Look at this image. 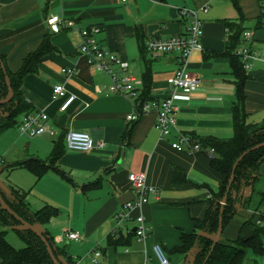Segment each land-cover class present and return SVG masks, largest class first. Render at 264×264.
Wrapping results in <instances>:
<instances>
[{"label":"crops","instance_id":"0c3cea01","mask_svg":"<svg viewBox=\"0 0 264 264\" xmlns=\"http://www.w3.org/2000/svg\"><path fill=\"white\" fill-rule=\"evenodd\" d=\"M183 8L195 10L201 20V49L192 51L185 67L198 74L202 83L191 93L172 92L178 107L176 124L167 135L160 136L155 111L127 118L139 112L135 97L108 92L106 73L90 65L78 51V29L98 26L96 38L107 54L127 61L128 72L136 77H142L149 63L151 96L161 99L171 93L167 78L177 69V54L147 57L140 46L142 40L183 33L188 23L180 14ZM50 15L71 19L75 27L60 24L59 31L52 32L46 24ZM228 21L252 32L249 39L240 35L242 42L235 53L245 47L257 54L249 59L250 68L245 70L244 109L248 123H261L264 10L258 0H128L124 5L116 0H0V54L10 71H17L44 39L54 48L41 57L35 73L23 77L20 91L34 111L47 114L55 134L30 136L24 146L29 152L16 156L11 165L27 172L38 209L47 204L57 209V214L39 227L49 232L56 246L68 250L75 264H159L152 253L154 243L162 245L172 264H188L192 254L173 248L181 244L182 233L193 232L195 222L204 218L209 197L218 191L223 175L211 167L212 157L206 149L190 154L173 148L172 143L182 135L194 141L232 136L236 94L231 54L226 52L231 34L225 23ZM56 83L76 97L66 111L59 109L61 99L52 98ZM128 129L131 132L126 142L123 134ZM68 130L88 132L103 145L89 151L69 150L65 144ZM55 146L59 155L50 162ZM29 158L52 167L36 177L19 165ZM130 172L144 173L146 185L156 188L158 197L151 196L140 208L131 209V220L124 223L133 230L134 219L142 215L147 234L132 235L112 245L113 215L135 198L127 180ZM259 173L249 192L248 206L240 207L226 223L221 242L250 236L256 227H264V161ZM2 190L8 192L9 187ZM27 203L31 209V202ZM59 230L64 231L65 245H61ZM70 231L79 238L67 239ZM261 241L263 250H249L243 264H264V236Z\"/></svg>","mask_w":264,"mask_h":264},{"label":"trees","instance_id":"16d2710c","mask_svg":"<svg viewBox=\"0 0 264 264\" xmlns=\"http://www.w3.org/2000/svg\"><path fill=\"white\" fill-rule=\"evenodd\" d=\"M231 34L228 38L227 53L231 54L232 72L235 77L236 100L232 106V129L230 138L219 139L205 137L195 141L200 145L201 150L213 148L214 156L211 158V167L223 175V180L217 192L209 197V206L205 216L195 222V229L191 233H182L181 244L173 248V251L184 254L191 253L187 258L188 264H243L244 258L249 250L261 251L263 245L261 237L264 236V227L258 226L250 236H238L233 240L221 242L220 238L213 250L208 255L213 237L219 226V216L222 217V231L224 226L240 207H247L250 194L254 184L259 178V168L264 161V146L251 150L243 156L234 171V179L227 193L226 202L221 204L226 192L228 179L232 171V166L236 159L247 149L264 142V120L261 123H248L247 114L244 109V84L246 80L245 69L240 57L235 53V48L242 42L240 35L244 32L241 28L231 22H225ZM137 36L141 38V33L137 30ZM141 52L149 57L146 48V40L141 43ZM53 46L48 39H44L39 47L29 53L22 61L21 67L15 71H10L6 66L4 56L0 54V99L8 94L5 76H8L10 87L13 91L12 98L0 105V133L6 129L19 124V119L27 114L36 113L33 107L25 100L20 86L23 77L29 73H35L41 57L51 50ZM151 59V58H149ZM142 86L138 95L134 99L137 111H141L143 104L153 99L151 96V72L149 63L141 77ZM22 119V118H21ZM131 129L123 134V139L127 142ZM59 155L57 146L54 147L50 162ZM19 165L26 167L39 177L46 169L52 167L51 164L36 158H29ZM245 191V192H244ZM27 192L15 186H9V191L5 192L0 188V197L20 218L36 227L41 235L50 245L53 255L60 264H75L67 254L65 248L55 245L52 236L45 229L39 226L47 224L50 218L57 214V209L51 205H44L40 209L31 210L26 201ZM222 212L220 213V209ZM12 230L23 242L20 248L14 247L7 240V232ZM222 233V232H221ZM135 235L132 229L125 231L119 229L115 234H110V243L117 245L128 237ZM0 264H54L50 258L45 243L32 230L26 228L7 211L0 207Z\"/></svg>","mask_w":264,"mask_h":264},{"label":"built area","instance_id":"2783aa9c","mask_svg":"<svg viewBox=\"0 0 264 264\" xmlns=\"http://www.w3.org/2000/svg\"><path fill=\"white\" fill-rule=\"evenodd\" d=\"M116 1L124 5L128 0ZM258 1L262 10H264V0ZM180 14L188 20L183 33L168 38H151L146 41L147 51L152 57L168 53L177 54V69L167 78L168 89L171 93L161 99L153 98L143 104L140 112L127 116L128 119H136L146 112L155 111L156 127L160 132V136L167 135L171 127H174L176 124L178 107L173 101L172 92L181 90L185 93H191L196 91L202 83V78L198 74L188 71L185 67L186 61L192 51L201 49V20L197 12L192 9H180ZM46 24L52 32H58L60 24L67 27H75L73 20L65 19L59 15L48 16ZM78 31L81 37L78 51L87 58L90 65L106 73L109 78V83L106 87L108 92L128 94L136 97L142 86L141 78L128 72L129 64L127 61L107 54L96 38V35L100 32V28L92 25L78 29ZM243 36L249 39L252 37V32L244 31ZM236 54L240 57L245 70L250 68L249 59L257 56L256 52L245 47L236 49ZM262 56H264V52ZM65 72H69V70ZM52 98L61 99L59 109L60 111H66L76 97L74 94L68 93L63 85L56 83L52 86ZM47 120L48 116L44 112L30 113L22 117L18 127L22 133H26L29 136L48 135L52 137L55 134V129L48 125ZM65 144L69 150L89 151L94 147H101L103 142L95 140L88 132L68 130L65 133ZM172 147L177 150L187 151L190 154H195L201 150L198 143L185 135H182L179 141L172 143ZM206 152L210 157L214 156L213 148H207ZM1 162L0 159V166ZM127 180L135 192V198L133 201L126 202L122 206V209L113 215L115 225L111 234H115L121 228L128 231L129 228L124 223L131 220L130 210L137 207L140 208L142 204L149 201L151 196L154 198L158 197L157 189L146 185V175L144 173L130 172L127 175ZM134 220L136 222L133 230L135 235L144 237L147 234L148 228L144 225L143 216L138 215ZM66 237L69 240H77L79 235L76 232L70 231ZM152 253L159 264H172L160 243L152 245ZM98 254L99 252L96 253V255Z\"/></svg>","mask_w":264,"mask_h":264},{"label":"rangeland","instance_id":"374dc122","mask_svg":"<svg viewBox=\"0 0 264 264\" xmlns=\"http://www.w3.org/2000/svg\"><path fill=\"white\" fill-rule=\"evenodd\" d=\"M29 137L26 133H22L18 126L10 127L0 133V159L4 162L3 164L1 163L0 167V188L7 189L9 186H15L26 191V201L29 200L31 202V209L36 210L39 208V205H35L36 202L34 203V194L29 185L27 172L24 169L11 165L16 156H22L25 152H29V150L24 149L25 144L29 141ZM59 234L60 240L62 239L61 245H65V241L63 240L65 239L64 231L59 230ZM7 240L16 248L24 245L12 230H8ZM56 244L60 245L58 242Z\"/></svg>","mask_w":264,"mask_h":264},{"label":"water","instance_id":"95a60500","mask_svg":"<svg viewBox=\"0 0 264 264\" xmlns=\"http://www.w3.org/2000/svg\"><path fill=\"white\" fill-rule=\"evenodd\" d=\"M5 80H6V85L8 87V94H7V96L5 98L0 99V105L8 102L12 98V96H13V91H12V88L10 87V82H9L8 76H5ZM261 146H264V142H261L259 144H256L255 146L247 149L234 162V164L232 166V171L230 173V177L228 179V184H227V187H226V192H225V194H224V196L222 198V201H221V204L222 205H224V203L226 202L227 193H228V191L230 189V186H231V184L233 182V179H234V171H235V168H236L237 164L241 161V159L243 158L244 155H246L251 150L257 149V148H259ZM0 207L3 210L7 211L10 215H12L16 220H18L26 228L32 230L37 236H39L42 239V241L45 243L47 252H48L50 258L52 259V261L54 262V264H60L58 262V260L56 259V257L53 255V252H52V249H51L50 245L48 244V242L45 240V238L41 235L40 231L36 227L30 225L28 222H26L25 220H23L22 218H20L12 209L9 208V206L5 203V201L1 197H0ZM221 212H222V208L220 209V213ZM221 232H222V217L220 215L219 216V226H218V229H217V231H216V233H215V235L213 237V243H212V246H211V249H210L208 255L206 256V259L208 258L210 252L213 250L215 244L218 242V240L220 238V235H221Z\"/></svg>","mask_w":264,"mask_h":264}]
</instances>
